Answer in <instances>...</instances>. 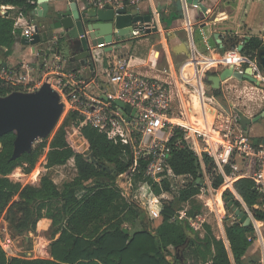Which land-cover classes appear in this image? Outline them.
I'll list each match as a JSON object with an SVG mask.
<instances>
[{"label":"trees","instance_id":"obj_1","mask_svg":"<svg viewBox=\"0 0 264 264\" xmlns=\"http://www.w3.org/2000/svg\"><path fill=\"white\" fill-rule=\"evenodd\" d=\"M38 1L0 0V5L17 6L30 16ZM128 4L126 2L125 6ZM177 7L178 11L171 17L163 15V21L169 23L182 16L179 1ZM15 23L14 17L0 14V46L8 48L7 54L22 36V30ZM261 48H264V38L253 36L241 49L242 58L238 54H228L226 62L240 61L237 65L246 69L255 62ZM2 84L4 81L0 78V95H5L11 90H6ZM214 94L220 95L221 90H214ZM81 122L79 113L71 110L52 139L36 140L31 150L17 158H12L16 132L0 136V218L7 210L12 230L20 235L36 228L37 221L44 216L43 210L56 225L50 243L53 259L10 256L0 244V264H246L244 256L257 239L259 220H264V197L254 188L251 173L239 172L233 179V190L246 203L245 209L257 224L243 225L236 218L226 225V241L232 258L224 239L216 236L209 223L203 224L202 234L188 219L174 218L185 202L196 200L204 182L200 159L183 139L179 128L169 141L168 165L174 174L187 176L192 181L172 199H161L155 205H149L145 197L127 199L117 185L118 177L134 164L130 146L110 138L96 127L81 125ZM46 148L48 168L65 165L74 158L78 176L73 181H67L59 188L48 175L42 177L39 186L23 185L9 178L18 167L26 173L32 172ZM203 158L208 173H211L212 187L219 195V208L229 209L227 197L242 208L240 200L217 173L212 159L206 153ZM147 162L148 158H140L135 182L145 179ZM227 171L231 168L227 167ZM155 185L158 192L163 187L171 190V181L167 177ZM16 196L17 200L14 199ZM142 207L150 215V221L161 216L162 223L154 230L144 225L126 233L125 222L143 216ZM194 209L187 214L194 215ZM253 264L261 263L256 260Z\"/></svg>","mask_w":264,"mask_h":264},{"label":"crops","instance_id":"obj_2","mask_svg":"<svg viewBox=\"0 0 264 264\" xmlns=\"http://www.w3.org/2000/svg\"><path fill=\"white\" fill-rule=\"evenodd\" d=\"M55 1L57 0H48V3L52 6ZM178 1L179 0H143L140 3H135L139 5V9L141 13H146L148 9L152 10L154 17L158 23L159 31L156 33L146 32L144 34H141V36L139 37H131L130 39L127 40L126 44H124L123 47L129 48V55L132 58V63L138 73L148 78L158 80L163 83H167L168 85L171 84V86L169 85V87L171 88L173 95L172 117L174 119L181 121L187 120V122H191V120L192 121L194 120L195 126L197 128H199L200 126L210 128V125L213 122L217 125L219 121L215 122L216 119L217 120H219V118L224 119L225 117L223 116L224 115L223 113L219 114L218 108L216 106L212 105V103L214 102L213 101L214 96H215V104L218 103L216 97L222 94V90L220 89L221 87L219 88L221 90V94L215 95L213 93L214 96L212 95L213 97L210 98L208 96V93H210L209 90H213L214 92V90L217 89L207 88L208 86L206 84V81L208 82L207 74H211L213 72H215L216 74L218 70L222 69V67L220 68L221 65L219 64L235 63L237 65V63L240 61L226 62L225 57L228 54H238V56L241 57V50H238V47L241 43L245 42V36H250V37L258 36L260 38H264V0H204L203 1L204 4L208 6L206 13H203L200 9L194 8L190 12V14L186 0H181L182 16L180 15L177 16L176 18L169 21V23L163 21L162 19L163 15L167 17H171L173 13L178 11L177 10ZM130 5L132 4H128L127 7H129ZM36 9H41V5L38 4ZM0 14L2 15L8 14L9 16L14 17L16 21L15 26L18 29L22 30V36L18 38L10 53L7 54L8 52L7 47L0 46V64L3 65L1 69H7L9 71V69L15 68V66L16 67L19 66L22 69V71L25 72L23 79H25L26 76L33 78L36 73H41V72L44 73L46 62H50L51 60L54 59L56 55H58L60 56L59 61L62 69L60 68L61 70L58 71L59 73H57L56 70H50L48 72H45L47 76H50V78L52 77L55 80H57L62 78V76L66 75L64 79H65V83H67V81L70 82L72 81L71 78L68 76L69 74H71L73 77H75L74 79L81 82V87L84 90V92L92 97L100 96L101 94L105 93L106 90L109 88L110 82L106 75V69L108 67L107 56L110 51L104 52L103 49L96 51V55H97L96 63L94 65L85 66L82 64L81 61H77V60L72 61L71 57L73 54L70 53L68 56L66 55L65 51L69 49L67 48V45L64 42H62L61 39H59L58 34L52 35L49 40L45 41L44 39H42L41 30H39V33L41 34V41L36 44L30 43V41L33 40V37L36 33L34 27L38 24V22L42 20V18L37 17L36 20H34L32 18L33 17L32 13L30 16H27L20 10L19 7L12 5H0ZM227 31L232 32L233 34L232 39L235 40L239 39L238 44H235L237 51H233L230 48H227L228 45H230V42H228L229 40L225 38V32ZM185 33H187L188 35L191 56L188 57L184 54H174L172 52L174 55L173 56L170 50L171 47L177 42L184 40ZM173 34L176 35L175 38H173L174 37ZM216 34H219L218 37H216ZM145 41L147 43H145ZM171 41L172 42L174 41V44H172L169 47V42ZM213 41L216 42L215 46L213 44ZM136 44H145V45L150 44L151 45L150 58L147 59L143 53H139L138 51L134 55L133 54L134 49L135 48L137 49ZM158 44L162 45V48L164 50V59H165L164 61L166 67L164 69L162 68L163 70L158 67L160 53L155 49V46ZM245 44L246 42L244 43V45ZM48 52H50L51 56L43 58V56L48 54ZM182 56H184L186 60L182 62L180 68H177L175 60ZM199 66L201 68V72L199 71ZM213 66H215V71L210 72V70H213L214 68ZM200 74H201L200 77L201 83L206 84L205 92L200 90L199 84L194 85L196 89L195 91L191 88L190 85L186 84V82H189L192 85L193 84L192 80L195 81L198 80L197 77ZM169 78H174L176 80V83H178V79L182 81L180 87L176 85L178 86V90H179V101H180L179 104L175 101V97H174L175 94L172 88L173 81H169ZM190 79L192 80L189 81ZM53 86L54 85L52 84L51 87L53 88ZM58 90L60 91V88H58ZM60 96L61 98H64L66 104L70 105V100L67 98V95L61 93ZM204 107L205 109L203 111ZM262 112H264V108L261 111H259L258 114L255 116L252 113H248V112H247L248 114L247 113L244 114L247 117L255 118L261 115ZM228 117L232 119V117L230 116ZM236 127L240 128L241 130H243V132L248 134L254 143L258 144L264 141V116H261L257 120H253L250 124L247 125V127H243L238 121ZM47 151L48 148H46L45 153L43 155L45 166L43 167L44 171L41 174V176L35 168H34L35 170H33L30 173L24 172L22 168H18V169L16 168V170H13V172L9 174V178L14 182H20L23 185L31 184V185L39 186L42 177L48 175L53 180V182L59 188H61L63 184L60 186L57 183L55 178L51 175V171L55 167L65 166L68 163L65 165L48 168L46 166ZM71 160H74V158H71L69 161ZM74 165L76 167L75 160H74ZM75 169H76L75 176L69 181H73L78 176L77 167ZM17 171L19 172L17 173ZM206 173L211 179V175L208 173L207 168H206ZM16 175H22V176L24 175L25 177L26 176L29 177L28 181H26V183H23L19 179L16 180L13 179V177ZM203 175L205 178L206 175L204 173V170H203ZM229 184L231 186L230 189L233 191L234 195L238 196L236 190L235 191L233 190V180L232 182H229ZM210 187L212 190L213 189L212 181H210ZM168 193L170 192H165V194L169 195V198L166 199L170 200L173 198V196L170 197V194ZM159 201H161V199H159ZM145 211L147 213L146 209ZM43 215L44 216L37 221L36 228L39 222V224L42 223L45 225V227L43 228L46 230V228H48V226L51 224V220H52V224L50 226V236H51L53 234V231L56 229V225L54 224L53 218H51L47 214L46 210H43ZM159 219H160V223L156 227H158L162 223L163 219L161 216H159L157 219L154 220L156 221ZM133 221L139 222L138 223L139 228L137 229L142 228V226L146 225L145 222H147L145 219L142 220L137 219V220L126 221L125 224L128 223V225L132 226L133 223L131 222ZM154 221H150L148 216V222L152 224ZM259 221L261 222V226L257 229L255 228L257 232V239L250 246L246 255L244 256V259L246 260V264H253L255 259H252L254 258L252 257L253 256L252 254L253 252H257V250L260 253V259L258 260L260 261L261 264H264V220H259ZM7 223L8 222L6 221L4 227H1V223H0V244L4 245L5 238L6 237L10 238L12 246L9 247L11 251H7V253L10 256H18L17 253H14V251L17 252L16 238H19L22 235L15 233ZM225 227L226 225H223L222 235H217L216 233L215 234L217 237L224 239L225 244L230 251V245L226 241L227 234ZM36 228L28 231V233L34 232ZM124 229H127L126 233H128L129 231L132 230V227L131 228L124 227ZM43 239L46 242L45 245L41 247L40 246L41 240H40L38 241L39 245L38 247L36 245L35 250H38V252L41 255L44 250V252L47 253L48 257L40 256L38 254H35V256H30V257H25V256H20V257L53 259L51 255V249L49 248L52 238L49 237V240H46V238L43 236ZM25 240L26 242H28L31 239H29V237H26ZM48 250H50L49 251L50 254L48 253ZM230 254L233 258L231 251Z\"/></svg>","mask_w":264,"mask_h":264},{"label":"built area","instance_id":"obj_3","mask_svg":"<svg viewBox=\"0 0 264 264\" xmlns=\"http://www.w3.org/2000/svg\"><path fill=\"white\" fill-rule=\"evenodd\" d=\"M87 1L99 8L110 7L116 10L125 7L126 2L135 4L143 0ZM144 33H146L145 30L136 28L132 30V37H139ZM111 45L113 48L107 56L106 69L110 86L105 93L97 97L88 95L82 89L81 82L74 79L75 77L71 74L68 75L71 82L67 81L62 85L59 79L58 84H61L60 92L67 95L70 100L71 109L77 111L82 117L81 125L96 127L110 138L132 149L134 164L118 177L117 182L124 197L127 199L131 197L140 158H148L144 172L145 178L148 177L161 184L165 177L172 179L177 176L168 165L171 151L169 141L177 128L182 131V137L186 143L197 153L208 183L211 179L206 173L204 153L212 159L217 173L222 175L229 188H231L229 182H232L239 172L245 170L251 173L254 188L264 197V141L254 143L248 134L233 123L226 124L225 128L217 126L215 128V123L214 125L212 123L210 128L203 126L197 128L194 120L187 122V120L174 119L172 117L173 95L169 85L138 73L129 52L126 51L127 47L119 46V44ZM59 60L60 56L56 55L53 60L46 62L47 70H56L59 73L58 71L62 69ZM255 64L256 61L252 64L254 69ZM237 69L245 68L237 67ZM0 78L12 82L5 69L0 71ZM186 84L190 85L194 91L196 90L193 84L189 82ZM205 87L204 83L202 86L204 92ZM116 100L124 102L131 109H122L115 103ZM231 121L232 119L228 117L227 122ZM237 157H242L243 164L237 163ZM227 167L231 168L230 172L227 171ZM209 190L211 191V187ZM236 197L239 199L237 195ZM162 198H169V195L164 193ZM174 218L188 219L197 229L192 216L189 218L183 209ZM1 245L7 252L12 246L11 239L6 237L5 244Z\"/></svg>","mask_w":264,"mask_h":264},{"label":"water","instance_id":"obj_4","mask_svg":"<svg viewBox=\"0 0 264 264\" xmlns=\"http://www.w3.org/2000/svg\"><path fill=\"white\" fill-rule=\"evenodd\" d=\"M203 1L186 0L189 14L194 8L206 13L208 6ZM38 2L41 9L32 11V18L36 20L40 17L42 20L35 26L36 33L30 43L36 44L41 41L39 30L45 41L49 40L52 35L58 34L59 39L73 54L71 60L81 61L85 66L96 63V51L102 49L104 52L110 51L113 48L111 44H119V46L126 44L127 40L132 37L133 29L139 28L155 33L159 31L152 10L148 9L146 13H141L138 4L115 10L110 7L103 9L93 6L87 0H57L52 6L48 0ZM179 4L182 11L181 0ZM218 35L216 34V37ZM173 36L175 38L176 35L173 34ZM250 38V36H245V42ZM244 43L239 45L238 50L243 48ZM171 50L174 54L191 56L188 40L177 42ZM255 61L264 73V48L258 50ZM230 78L238 81L247 80L258 87H264V79L255 76V69L252 65L239 70L235 63H230L219 73L207 76L208 82L211 83L207 88L219 89L221 84ZM115 103L122 109H131L129 105L120 100H116ZM64 107L61 96L49 83L43 84L40 89L33 92H13L8 97H0V136L16 132L12 158H17L23 152L31 150L37 138L52 133L61 120ZM237 113L239 123L243 127H247L253 120L264 116V112L255 118L247 117L240 110ZM92 159H94L93 154ZM226 201L241 224H252V217L245 209L244 204L246 203L243 200H240L242 208L235 205L229 197ZM124 230L127 232V229Z\"/></svg>","mask_w":264,"mask_h":264},{"label":"rangeland","instance_id":"obj_5","mask_svg":"<svg viewBox=\"0 0 264 264\" xmlns=\"http://www.w3.org/2000/svg\"><path fill=\"white\" fill-rule=\"evenodd\" d=\"M184 40H188V35L187 33L184 34ZM232 32H225V38H227L230 42V45H228L227 48H230L233 51H237L236 49V45L234 44H238L239 39L235 40L232 39ZM145 43H147L145 41ZM153 43V42H152ZM174 44V41L169 42V47ZM213 44L215 46L216 42L213 41ZM137 45V49H134V55L136 54V52L138 51L139 53H143L146 58H150V54H151V45H145V44H136ZM134 46V43H133ZM132 46V49H133ZM155 49L157 51H159V55H160V59H159V64L158 67L159 68H165L166 64H165V59H164V50L162 48V45L158 44L155 46ZM171 50V49H170ZM126 51L129 52V48L126 49ZM227 52V51H226ZM66 55L68 56L70 54V50H66L65 51ZM102 54V53H101ZM171 54L172 50H171ZM50 52H48V54L44 55L43 58L45 57H49ZM174 56V55H173ZM186 60L184 56L177 58L175 60L176 66L177 68H180L182 65V62ZM221 65L220 68L222 67L225 68L226 66L229 65V63L227 64H219ZM255 70L257 72H255V76L264 79V73L262 71V68L259 66V64H255ZM213 70H210V72L215 71V66H213ZM237 67H242L237 65ZM244 68V67H242ZM162 69V70H163ZM222 69L218 70L217 73H219ZM8 73V76L10 75V79H11V83L3 80L4 84H2L1 86H3V88H5L6 90H11L10 92L6 93L5 95H0V97H8L10 96L13 92H33L36 91L38 89H40V86L42 84L45 83H49L50 85H54L53 89L56 90L59 95L61 94V92L58 90V88H61V84L64 85L65 84V79L64 78H60L61 80V84H58L59 79L55 80L54 78H50V76H47L45 72H48L46 66L44 69V73H36L34 75V77H28L26 76L25 79H23L24 76V71H22V69L19 66H15V68L9 69V71L7 69H5ZM0 71H2V69L0 68ZM209 71V70H207ZM207 73V72H206ZM205 73V74H206ZM211 75V74H207ZM7 77V76H6ZM50 80V81H49ZM169 81H173L172 83V88L175 94V101L179 104V90H178V86H181V80L178 79V83H176V80L174 78H169ZM206 84L208 86H210L211 84L209 82L206 81ZM57 85V87H56ZM171 86V84H169ZM178 85V86H176ZM182 89V88H181ZM222 90V94L217 98L218 103L215 104V96H214V92L213 90H209L210 93H208V96L210 98H212L214 96L213 99V106H216L218 108V112L219 114L223 113L224 115V119L219 118V120H215L219 121L217 123V125L215 124V128L217 127H223L225 128L226 124H231L233 123L234 126H236V124H238L239 121V115L237 113L238 110L242 111L243 113H252L254 116L258 114L259 111H261L264 108V87H258L255 84L251 83L250 81L244 80V81H238L235 78H230L226 81H224L221 85ZM70 90V89H68ZM213 95V96H212ZM61 101L64 103V110H63V115L61 117V120L57 126V128L50 133L49 135L45 136V137H39L36 140L39 139H43V138H48V139H52V137L54 136V134L56 133L57 129L59 128V126L62 124L64 118L67 116V114L72 110L70 105L66 104L64 101V98H61ZM211 102V101H210ZM205 107L203 108L204 111ZM247 113V114H248ZM230 116L232 117V121L231 122H227V117ZM222 121V122H221ZM214 125V122H213ZM35 140V141H36ZM1 144H0V149H1ZM44 155V154H43ZM43 155L39 158V161L36 164L35 169L37 170V172L40 174L43 173V167L45 166L44 160H43ZM237 163L242 164L243 160L242 157H237L236 159ZM20 168V167H18ZM17 168V169H18ZM75 165H74V160H71L68 162L67 165L65 166H60V167H55L52 171H51V175L55 178V180L57 181V183L61 186L62 184H64L66 181L71 180L76 173V169H75ZM34 169V170H35ZM16 170V169H15ZM215 169H213L214 171ZM24 171V170H23ZM19 171H17L18 173ZM211 174V173H210ZM213 174V173H212ZM29 177H25L24 175H16L13 177V179H19L21 180L23 183H26V181H28ZM192 181L191 178L187 177V176H180L178 177V175L176 177H172L171 179V190H165V188L163 187L162 190L160 192H158V188H156L155 182L153 180H150L148 177L143 179V180H138L134 183V187L131 193V197L130 200L135 199V197H145L146 199L149 200V205H155L156 202H158L159 199H163L162 195L165 192H170L168 194H170V197L178 194L180 192V190L184 187H186L187 185H189V183ZM209 184L206 177L204 178V182L201 185V195L197 194V198L196 200L190 199V201L185 202L184 206H183V210H185L187 213L190 211H192L195 207V205L198 206V209H194L195 210V214L192 215V220L194 221L196 228L202 233L204 234V230L202 227L203 222L204 223H209L212 226V229L214 231V233H216L217 235H222V231H223V225H227L230 224L232 221H234L237 217L236 215L233 213L232 209L229 207V209H220L218 207L217 204V198H219V195L217 193H215V191L212 189L211 191H209ZM15 200L18 199V197L14 198ZM166 199V198H165ZM144 212V215L141 216L139 219H145L147 222H145V224L147 225V227L151 230H154L159 223H160V219L154 221L152 224L150 222H148V216L145 212V209L142 207L141 209ZM150 216V215H149ZM8 217V213L7 210H5V212H3L1 218H0V223H1V227H4V225L6 224V221L8 222L7 224H9L10 227L11 224L9 223V221L7 220ZM188 217L191 218L190 214H188ZM137 220V219H135ZM133 223L132 226L128 225V223H126L124 225V227H128L131 228L132 227V232L135 231L137 228H139V222L138 221H133L131 222ZM51 224H52V220H51ZM51 224L48 226V228H46V230L43 228L45 227L44 224H39L37 225V228L35 229L34 232L28 233L26 232L25 234H23L22 236H20L19 238H16V251H14V253H17L18 256H25V257H30V256H35V254H38L40 256H47V253L42 252V255L38 252V250L36 249V245L38 247L39 243L38 241L41 240L40 246L42 247L43 245H45V241L43 239V236L46 238V240H49L50 236V226ZM131 226V227H130ZM4 229V228H3ZM131 232V233H132ZM49 235V236H48ZM5 237V236H3ZM29 237V239H31L30 241L26 242L25 238ZM51 249V247H49ZM257 248V247H256ZM8 251H11V249L8 248ZM37 251V252H36ZM50 250H48V253ZM255 259L258 260L260 259V253L257 250V252H253L252 254ZM262 262V261H261ZM204 264H211L210 262L208 263H204Z\"/></svg>","mask_w":264,"mask_h":264},{"label":"bare ground","instance_id":"obj_6","mask_svg":"<svg viewBox=\"0 0 264 264\" xmlns=\"http://www.w3.org/2000/svg\"><path fill=\"white\" fill-rule=\"evenodd\" d=\"M200 77H201V74L197 77L198 80L195 81V80L190 79L189 81L192 80L193 85L199 84V88H200V90L203 91V90H202V86H203V84H202L201 81H200ZM252 224H253V225H256V224H257V221H256L255 219H253V218H252Z\"/></svg>","mask_w":264,"mask_h":264},{"label":"flooded vegetation","instance_id":"obj_7","mask_svg":"<svg viewBox=\"0 0 264 264\" xmlns=\"http://www.w3.org/2000/svg\"><path fill=\"white\" fill-rule=\"evenodd\" d=\"M182 41H184V40H182ZM71 53V52H70Z\"/></svg>","mask_w":264,"mask_h":264}]
</instances>
